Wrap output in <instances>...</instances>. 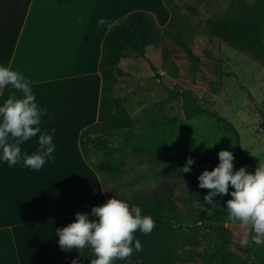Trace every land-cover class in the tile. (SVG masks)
Listing matches in <instances>:
<instances>
[{
    "label": "crops",
    "instance_id": "1",
    "mask_svg": "<svg viewBox=\"0 0 264 264\" xmlns=\"http://www.w3.org/2000/svg\"><path fill=\"white\" fill-rule=\"evenodd\" d=\"M135 11L171 17L164 0H0V264H70L105 232V181L79 137L98 119L103 39Z\"/></svg>",
    "mask_w": 264,
    "mask_h": 264
},
{
    "label": "trees",
    "instance_id": "2",
    "mask_svg": "<svg viewBox=\"0 0 264 264\" xmlns=\"http://www.w3.org/2000/svg\"><path fill=\"white\" fill-rule=\"evenodd\" d=\"M164 1L171 15L166 26H159L149 12L135 11L113 23L107 31L99 63L102 91L98 119L79 137L83 156L95 171L108 177L124 176L128 173L126 157L131 153L155 162L152 172L161 179L146 193L133 197L108 193L105 184L109 202L107 228L96 240L83 247L70 264H179V260L191 262L196 257L211 263L219 257L225 245L239 255L249 254L253 258L241 259L237 264H264V240L258 242L248 238L257 222L259 187L264 181V172L253 171L249 165L235 126L217 112L205 108L188 88H167V98L179 104L177 117L158 109L133 119L122 98L114 93L118 79L127 76L120 62L146 58L149 47L155 48L162 56L163 69L177 78L176 67H167L166 38L172 39L186 53L193 68L201 65V57L182 37L178 24L179 6L183 4L193 16L199 15L198 9L187 0ZM202 1L194 0L196 4ZM205 30L211 39L223 42L237 52L251 54L264 67V0H230L224 10L205 19ZM204 56L215 64L223 62L221 55L212 51H205ZM202 114H210L224 124L229 137L228 148L197 152L183 143L182 134L175 125ZM142 120H148L147 125L135 132V124ZM91 156L96 157L95 162ZM189 158H195L199 165L210 163L233 167L236 181L251 187L233 232H227L220 223L221 216L231 206H227V199L218 203V189L213 180H197L176 166ZM178 179L186 180L192 194L183 198L177 196ZM120 188L119 185L113 186L115 192ZM228 196L227 193L226 198ZM180 199L184 208L177 203ZM209 212L213 215L210 216ZM193 218L218 236L221 241L218 248L203 253L195 250L198 243L191 233L198 225ZM245 238L247 241L243 242ZM185 245L189 248L179 251Z\"/></svg>",
    "mask_w": 264,
    "mask_h": 264
},
{
    "label": "rangeland",
    "instance_id": "3",
    "mask_svg": "<svg viewBox=\"0 0 264 264\" xmlns=\"http://www.w3.org/2000/svg\"><path fill=\"white\" fill-rule=\"evenodd\" d=\"M187 1L198 9L199 15H191L182 4L178 7L180 16L178 24L181 27L182 37L190 43L194 53L201 57V65L196 69L193 68L186 53L172 39L166 38L164 44L167 51V67H176L177 78L171 77L163 69L165 62L162 56L155 48L149 47L146 58L120 62V67L127 76L118 79L114 93L122 98L131 111L133 119L158 109L169 116L177 117L179 104L167 98V88L176 86L190 89L205 108L217 112L235 126L249 165L253 171L264 172L262 168L264 167L263 64L251 54L237 52L206 34L205 19L212 13L224 10L230 0H203L198 4L194 0ZM208 1L209 4H206ZM205 51L220 54L223 62L215 64L209 61L204 56ZM147 123L148 120L137 122L135 132L145 128ZM175 128L181 132L183 143L194 151L207 152L229 147V137L224 131V124L210 114H202L195 119L177 123ZM91 160L95 162L96 157L91 156ZM125 166L128 173L121 177H108L101 173L108 193L121 194L125 197L142 195L155 187L161 179L152 172L156 163L146 157H137L128 153ZM176 166L185 173H190L197 180H213L218 189V203L227 199V206H231V209L221 216L220 223L227 232H233L251 187H247L243 182H237L235 169L230 166L210 163L199 165L195 158L185 159ZM177 182V196L183 198L192 194L186 180L178 179ZM114 185H119L121 188L115 192ZM227 193L228 198H226ZM177 203L184 208L182 199ZM227 206L224 209H227ZM208 214L213 215L212 212ZM256 219L258 222L249 231L248 238L261 242L264 240V188L260 206L256 211ZM193 220L198 225L196 231L191 233L198 243L195 250L203 253L218 248L221 243L218 236L204 229L197 218ZM188 248L189 246L185 245L179 248V251ZM245 258L253 259L249 254L239 255L232 247L225 245L220 250L219 257L211 263H205L202 258L196 257L191 262L179 260V264H237L239 260Z\"/></svg>",
    "mask_w": 264,
    "mask_h": 264
},
{
    "label": "bare ground",
    "instance_id": "4",
    "mask_svg": "<svg viewBox=\"0 0 264 264\" xmlns=\"http://www.w3.org/2000/svg\"><path fill=\"white\" fill-rule=\"evenodd\" d=\"M63 110H64V109H63ZM64 112H65V111H64ZM64 112H63V113H64ZM62 116H63V115H62ZM58 120H59V119H58ZM57 122H58V121H57ZM80 122H81V121H80ZM80 122H79V123H80ZM82 122H83V121H82ZM59 123H60V122H59ZM59 123H56L57 125L55 124V126L57 127ZM79 123H78V124H79ZM76 124H77V123H76ZM76 124H74V125H76ZM74 125H72L71 127L73 128ZM58 127H59V126H58ZM55 133H56V129H55ZM69 139H70V137H69ZM67 140H68V139H67ZM67 140H66V141H67ZM69 142H71V141H69ZM73 142H74V141H73ZM53 143H54V142H53ZM74 147H75V146H74ZM75 155H76V154H75ZM68 156H69V155H68ZM71 160H72V159H71ZM81 163H82V162H81ZM74 170H75V169H74ZM86 170H87V169H86ZM86 170H85V171H86ZM75 171H76V170H75ZM78 171H79V169H78ZM84 173L86 174V172H84ZM58 174H59V171H58ZM81 174H82V173H81ZM72 176H73V175H72ZM74 176H75V175H74ZM73 180H74V179H73ZM89 180H90V179H88V181H89ZM56 181H57V179H56ZM88 181H86V183H87ZM72 182H74V181H72ZM89 182H92V180L89 181ZM86 183H85V184H86ZM95 183H96V182H95ZM68 184H69V183H68ZM71 184H72V183H71ZM72 185H73V184H72ZM81 185H82V184H81ZM81 185H80V186H81ZM90 185H91V183H90ZM95 185H96V184H95ZM98 185H99V184H98ZM98 185H97V186H98ZM68 186H69V185H68ZM68 186H66V189H67ZM86 186H87V185H85V188H86V191H87V187H86ZM89 187H90V186H89ZM98 187H99V186H98ZM61 189H63V188H59V190H61ZM96 189H97V187H96ZM96 189H95V190H96ZM59 190H58V192H59ZM70 190H71V186H70ZM78 191H79V190H78ZM99 191H100V188H99ZM69 192H70V191H69ZM82 192H83V190H82ZM59 193H61V191H60ZM87 193H88V192H87ZM57 194H58V193H57ZM63 194H64V193H63ZM100 194H101V193H100ZM67 195H68V194H67ZM86 195H87V194H86ZM54 196H56V195H54ZM84 198H86V196H85ZM54 199H55V197H54ZM103 199H105V198H102V200H103ZM65 200H66V199H65ZM103 203H105V202H103ZM56 204H57V203H56ZM55 207H56V206H55ZM53 208H54V204H53ZM60 208H61V207H60ZM54 209H55V208H54ZM87 212H88V211H87ZM79 213H80V212H79ZM100 213H101V212H100ZM72 214H73V213H72ZM91 214H92V213H91ZM93 214H95V213H93ZM80 215H81V214H80ZM89 215H90V214H89ZM89 215H88V216H89ZM78 216H79V215H78ZM93 216H95V215H93ZM74 217H75V216H74ZM80 217H81V216H80ZM91 217H92V216H91ZM104 217H105V216H104ZM92 218H93V217H92ZM92 218H91V219H92ZM96 218H97V217H96ZM87 219H88V218H87ZM88 220H89V219H88ZM93 220H96V219L93 218ZM81 221H82V218H81ZM81 221H78L79 224H80ZM103 221H104V220H103ZM78 222H77V223H78ZM86 222H87V221H86V218H85V221H84L83 223L85 224ZM97 222H98V220H97ZM72 223H73V222H72ZM81 223H82V222H81ZM87 223H88V222H87ZM92 223H94V222H92ZM79 224H77V225H79ZM90 224H91V223H90ZM64 225H66V224H64ZM72 225H73V224H72ZM72 225H71V228L73 227ZM77 225H76V227H75L76 230L78 229V226H77ZM96 226H97V225H96ZM96 226H95V228H96ZM62 227H63V226H62ZM66 227H68V226H66ZM84 227H85V226H84ZM84 227H83V228H84ZM86 227H88L89 229L92 230V228H90L89 226L86 225ZM86 227H85V229H86ZM92 227H93V226H92ZM101 227H102V226H101ZM63 228H64V227H63ZM68 228H69V227H68ZM83 228H82V226H81V228L79 227V230H80V229L83 230ZM68 230H69V229H68ZM79 230H78V231H79ZM87 230H88V229H87ZM64 231H67V230H64ZM68 232H69V231H68ZM68 232H66V234H67ZM86 232H87V231H86ZM88 232H89V231H88ZM88 232H87V233H88ZM56 233H58L57 230H56ZM63 233H64V232H63ZM75 233L79 235V232H75ZM75 233H74V234H75ZM83 233H84V232H83ZM58 234H59V233H58ZM55 235H56V234H55ZM69 235L71 236L72 234H69ZM80 235L82 236L83 234L80 233ZM91 235H92V234H91ZM67 237H68V236H67ZM67 237H65V240H66V241H67V239H66ZM76 237H77V236H76ZM80 238H81V237H80ZM80 238H79V239H80ZM70 239H71V237H70ZM73 239H74V238H73ZM74 241H75V240H74ZM61 242H62V241H61ZM67 242H68V241H67ZM71 242L73 243V241H71ZM68 243H70V240H69ZM64 244H65V243H64ZM70 244H71V243H70ZM74 244H75V243H74ZM69 246H71V245H69ZM60 247H61V246H60ZM62 247H63V246H62ZM55 248H56V247H55ZM60 249H61V248H60ZM72 249H73V248H72ZM60 251H61V250H58V252H60ZM62 252H63V251H62ZM66 252H67V251H66ZM67 253H69V252H67ZM62 254H63V253H62ZM59 255H60V254H59ZM59 255H58V256H59ZM60 257H63V256H60ZM64 257H65V256H64Z\"/></svg>",
    "mask_w": 264,
    "mask_h": 264
}]
</instances>
